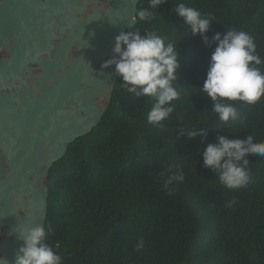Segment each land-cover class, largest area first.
I'll return each mask as SVG.
<instances>
[{"label":"trees","instance_id":"obj_1","mask_svg":"<svg viewBox=\"0 0 264 264\" xmlns=\"http://www.w3.org/2000/svg\"><path fill=\"white\" fill-rule=\"evenodd\" d=\"M180 2L215 17L209 44L182 23L174 10ZM147 7L140 0L138 10ZM156 11L151 23L138 21L127 32L155 30L178 45L175 111L163 128L149 124L153 101L126 93L119 77L101 123L50 170L48 243L62 264H264V157H247L252 182L237 190L202 160L220 135L264 142V97L255 105L232 102L242 122L225 125L201 90L217 33L249 32L264 57V0H166ZM194 127L209 129L206 139L180 136ZM172 165L185 180L169 195L163 183Z\"/></svg>","mask_w":264,"mask_h":264},{"label":"water","instance_id":"obj_2","mask_svg":"<svg viewBox=\"0 0 264 264\" xmlns=\"http://www.w3.org/2000/svg\"><path fill=\"white\" fill-rule=\"evenodd\" d=\"M139 2L0 0V264L46 225L51 168L107 112L119 76L102 64Z\"/></svg>","mask_w":264,"mask_h":264},{"label":"clouds","instance_id":"obj_3","mask_svg":"<svg viewBox=\"0 0 264 264\" xmlns=\"http://www.w3.org/2000/svg\"><path fill=\"white\" fill-rule=\"evenodd\" d=\"M164 3L166 0H149V7L136 12V20L151 23L157 8ZM174 10L193 36L199 35L206 45L209 44L206 33L215 17L202 14L183 2L176 4ZM211 43L216 46L201 90L211 99V111L217 114L219 121L225 125L229 121L242 122L238 108L232 102L255 105L264 97V57L257 50L255 37L244 30L228 29L223 35L217 33ZM112 52L115 58L104 61L102 68L114 66L126 93L137 98H150L153 103L147 122L163 128V122L175 111V102L180 99V91L175 86V73L180 67L178 45L166 42L155 30L142 32L136 27L115 37ZM196 128L180 136L186 134L190 138L200 136L206 139L209 129L200 127L198 132ZM252 154L264 157V142H254L252 135L244 140L220 135L215 143H208L203 149V166L219 173L218 180L225 188L242 189L252 182L247 159ZM167 171L169 174L164 179L163 188L171 195L174 185L183 183L185 176L178 165L170 166ZM235 204L236 201L232 200L228 206ZM50 232L51 226L45 224L20 229L18 239L22 246L16 253L15 264H62L61 255L48 243ZM55 247L58 248L59 244ZM143 248L144 241H138L136 250Z\"/></svg>","mask_w":264,"mask_h":264}]
</instances>
